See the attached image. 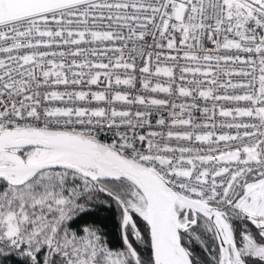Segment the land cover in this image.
I'll list each match as a JSON object with an SVG mask.
<instances>
[{"label": "snow or ice", "instance_id": "snow-or-ice-1", "mask_svg": "<svg viewBox=\"0 0 264 264\" xmlns=\"http://www.w3.org/2000/svg\"><path fill=\"white\" fill-rule=\"evenodd\" d=\"M0 264H264V0H0Z\"/></svg>", "mask_w": 264, "mask_h": 264}]
</instances>
